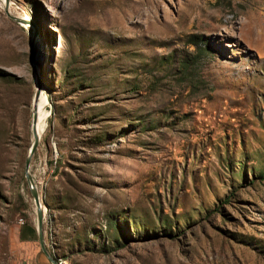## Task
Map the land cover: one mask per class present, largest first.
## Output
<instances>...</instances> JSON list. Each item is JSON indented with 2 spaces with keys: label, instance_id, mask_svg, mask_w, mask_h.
Here are the masks:
<instances>
[{
  "label": "rangeland",
  "instance_id": "obj_1",
  "mask_svg": "<svg viewBox=\"0 0 264 264\" xmlns=\"http://www.w3.org/2000/svg\"><path fill=\"white\" fill-rule=\"evenodd\" d=\"M2 1L0 264H51L35 77L57 264H264V0Z\"/></svg>",
  "mask_w": 264,
  "mask_h": 264
},
{
  "label": "water",
  "instance_id": "obj_2",
  "mask_svg": "<svg viewBox=\"0 0 264 264\" xmlns=\"http://www.w3.org/2000/svg\"><path fill=\"white\" fill-rule=\"evenodd\" d=\"M3 7H4V13L11 20H13L14 22L19 23V24L26 23L25 20H21V19L12 17L8 14V12H7V0H3ZM34 84H35V90H34V94H33L32 101H31L32 113H31V122H30V131H31L32 141H31V144L27 150V154H26V157L24 160V178H25V181L27 183V186H28V189L30 192V196H31L34 208H35V232L37 235L38 246H39L42 254L46 257V259L51 264H57L53 259H51L48 256V254L44 248L43 239H42L43 212H42V209H41V206L39 203L37 192H36V190L32 184L31 176L28 173L30 158L33 155L34 151L36 150V147L38 145V140H39L37 137L36 130H35V125H36V121H37V114H36L37 113V99H38V96L40 94V91L42 90V87H41V84L39 83V81L36 77L34 79Z\"/></svg>",
  "mask_w": 264,
  "mask_h": 264
},
{
  "label": "bare ground",
  "instance_id": "obj_3",
  "mask_svg": "<svg viewBox=\"0 0 264 264\" xmlns=\"http://www.w3.org/2000/svg\"><path fill=\"white\" fill-rule=\"evenodd\" d=\"M47 102H48L47 97L45 96L44 91L41 90L38 96V99H37V113H36L37 121L35 125V130H36L38 139L44 130L45 120L48 116V112L46 110Z\"/></svg>",
  "mask_w": 264,
  "mask_h": 264
},
{
  "label": "crops",
  "instance_id": "obj_4",
  "mask_svg": "<svg viewBox=\"0 0 264 264\" xmlns=\"http://www.w3.org/2000/svg\"><path fill=\"white\" fill-rule=\"evenodd\" d=\"M17 229V238L19 241L31 244L34 240H37V235L35 229L32 228L30 225L23 226L22 224H18Z\"/></svg>",
  "mask_w": 264,
  "mask_h": 264
},
{
  "label": "built area",
  "instance_id": "obj_5",
  "mask_svg": "<svg viewBox=\"0 0 264 264\" xmlns=\"http://www.w3.org/2000/svg\"><path fill=\"white\" fill-rule=\"evenodd\" d=\"M18 224H20V225L22 224L21 220H18Z\"/></svg>",
  "mask_w": 264,
  "mask_h": 264
},
{
  "label": "trees",
  "instance_id": "obj_6",
  "mask_svg": "<svg viewBox=\"0 0 264 264\" xmlns=\"http://www.w3.org/2000/svg\"><path fill=\"white\" fill-rule=\"evenodd\" d=\"M228 197H230V195H228Z\"/></svg>",
  "mask_w": 264,
  "mask_h": 264
}]
</instances>
